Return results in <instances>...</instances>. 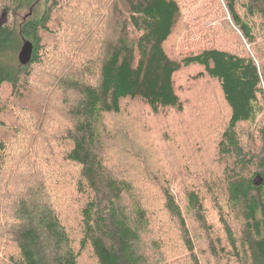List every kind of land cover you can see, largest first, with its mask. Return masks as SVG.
Returning a JSON list of instances; mask_svg holds the SVG:
<instances>
[{"label":"trees","instance_id":"16d2710c","mask_svg":"<svg viewBox=\"0 0 264 264\" xmlns=\"http://www.w3.org/2000/svg\"><path fill=\"white\" fill-rule=\"evenodd\" d=\"M8 1L0 264H264V0Z\"/></svg>","mask_w":264,"mask_h":264},{"label":"rangeland","instance_id":"374dc122","mask_svg":"<svg viewBox=\"0 0 264 264\" xmlns=\"http://www.w3.org/2000/svg\"><path fill=\"white\" fill-rule=\"evenodd\" d=\"M7 1L8 0H6V2ZM10 1L11 0L8 1L9 5H11ZM183 1L185 2V4H183L184 11L186 13L187 18H191L190 22H192L193 27H194V25L201 23V20L199 19V16L203 12L208 10L206 7H207V4H209V2L211 0H208V3H204L202 0H183ZM2 4H3V0H0V26L1 27H3V26H11L12 23H14V18L10 14H8V15L2 14V7H3ZM185 5L188 8H190V10H188L185 7ZM219 6L221 7V9L224 10V7H223V4H222L221 0H219ZM224 17H227L224 11H223V13L217 14V16H211L210 17L212 19V23H213L211 28H214L215 30H218L217 35H216L217 37L214 40H216L217 44H220L221 46H224V47H227V48H231L232 50H234L238 46L237 39H236L234 34L227 33L226 26H224V23H223L224 22L223 21ZM17 22H18V20H16V23ZM201 41L203 42L205 40L201 39ZM183 76L184 75H179L177 81L181 82ZM30 99H31L30 97L29 98L27 97L28 101H31ZM129 106L133 107L135 110H137V108H139V107H137L138 105L136 103L131 104ZM180 124L181 125L176 124L174 127H170L169 133H171L173 136L177 137V139L179 140L181 145H183L186 142V140H187V136L186 135H188V134L185 135V133H184L185 129H184L183 122L180 121ZM212 130L213 129H211L210 125H209V127H208V129L206 131H201V130L198 129L197 132H195V136H198L197 134H200V136H202V135H204V134H206L208 132H211ZM190 137L191 136L189 135V138ZM208 139H209L208 140L209 141L208 144L210 142H212V145H213L214 136L213 135H209ZM120 141L121 140L119 139V142ZM106 142H107V145H108L109 144V140L106 141ZM212 145H211V149H212ZM199 148L200 147L197 146V149H195L194 151L197 152L199 150ZM201 150L202 149L199 150L200 151V155H203V154H201V153H203V152H201ZM171 190L174 193V195H176V198L178 200H180V203L183 204V202H182V199H183L182 192L178 188H176L174 184L171 185ZM216 264H223V263L222 262H216Z\"/></svg>","mask_w":264,"mask_h":264},{"label":"water","instance_id":"95a60500","mask_svg":"<svg viewBox=\"0 0 264 264\" xmlns=\"http://www.w3.org/2000/svg\"><path fill=\"white\" fill-rule=\"evenodd\" d=\"M33 44L29 40H22V46L18 52L17 60L20 65H26L32 57Z\"/></svg>","mask_w":264,"mask_h":264}]
</instances>
